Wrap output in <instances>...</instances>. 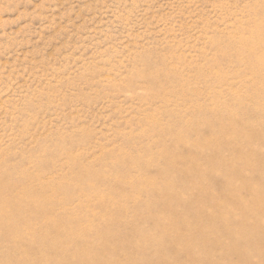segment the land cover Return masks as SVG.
Masks as SVG:
<instances>
[{"label":"rangeland","instance_id":"374dc122","mask_svg":"<svg viewBox=\"0 0 264 264\" xmlns=\"http://www.w3.org/2000/svg\"><path fill=\"white\" fill-rule=\"evenodd\" d=\"M260 24L264 0H0V264H264Z\"/></svg>","mask_w":264,"mask_h":264},{"label":"bare ground","instance_id":"6f19581e","mask_svg":"<svg viewBox=\"0 0 264 264\" xmlns=\"http://www.w3.org/2000/svg\"><path fill=\"white\" fill-rule=\"evenodd\" d=\"M253 35V42H254V44L255 45H258V48H256V46H254V44H253V42L252 43H245V47H246V49L248 48V49H250L252 52V54L254 55L253 57L254 58H256V60L257 61H259V62H263L264 63V26H262L261 24L260 25H258L257 27H256V31L255 32H253L252 33ZM247 52H249V51H247ZM255 60V61H256ZM257 63V62H256ZM259 65V64H258ZM261 67V66H260ZM262 68V67H261ZM203 121V120H202ZM182 141V140H181ZM202 144V143H201ZM200 144V145H201ZM204 145H205V143H203ZM201 145V147H203L204 145ZM199 145V146H200ZM206 145H207V143H206ZM262 193H260L259 192V198H260V200L261 201H263L264 199H263V197H264V195H261ZM0 204H1V202H0ZM8 207V204H6V205H3V207ZM262 208H263V210H264V205H262ZM2 211H8V209L7 208H0ZM9 215H11V214H9ZM1 217V216H0ZM11 217V216H10ZM9 217V218H10ZM16 217V216H15ZM12 219L14 218V216H12L11 217ZM1 219V218H0ZM7 220H9V219H7ZM7 223H5V224H3V225H6ZM9 225V224H8ZM9 227V226H8ZM4 228V227H3ZM9 230V229H8ZM146 239V238H145ZM144 239V240H145ZM147 240V239H146ZM156 242H160V241H156ZM82 255H83V259L84 260H88L90 263H92V264H97V259H96V257H95V255H93V254H90V253H83L82 252ZM10 256V255H9ZM10 258V257H9Z\"/></svg>","mask_w":264,"mask_h":264}]
</instances>
